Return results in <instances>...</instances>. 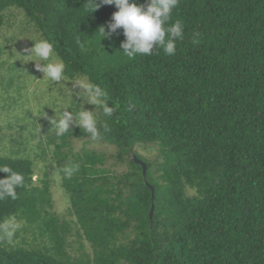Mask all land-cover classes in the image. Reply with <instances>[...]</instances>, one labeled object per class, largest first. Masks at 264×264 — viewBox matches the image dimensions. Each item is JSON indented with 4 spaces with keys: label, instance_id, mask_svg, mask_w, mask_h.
<instances>
[{
    "label": "trees",
    "instance_id": "1",
    "mask_svg": "<svg viewBox=\"0 0 264 264\" xmlns=\"http://www.w3.org/2000/svg\"><path fill=\"white\" fill-rule=\"evenodd\" d=\"M13 8L66 64L57 107L79 110L81 90L70 100L68 88L93 83L117 112L103 118L111 131L101 141L76 127L58 138L48 117L27 140L0 121V146L25 153L0 152V167L25 177L16 200L0 201V220L24 222L15 247L0 243V264H264V0H180L176 54L134 59L120 53L123 29L96 33L115 5L92 13V0H0V36ZM70 164L79 172L64 178Z\"/></svg>",
    "mask_w": 264,
    "mask_h": 264
},
{
    "label": "clouds",
    "instance_id": "2",
    "mask_svg": "<svg viewBox=\"0 0 264 264\" xmlns=\"http://www.w3.org/2000/svg\"><path fill=\"white\" fill-rule=\"evenodd\" d=\"M94 10L103 5H115L118 9L113 13L111 22L105 27L101 26L97 34L101 40L110 38L119 29H123L125 40L121 42L122 52L128 58L134 59L137 56H152L162 49L167 56H174L177 51V42L184 39L185 28L181 20L172 22V14L178 7L180 0H146L145 3H137L136 0H92ZM196 33L192 43H198ZM100 40V41H101ZM29 54L21 57L34 65L37 72L42 74V79L54 84L63 85L68 76L66 75V64L56 52L54 42L43 38L34 41V46L26 50ZM79 88L77 93L81 101V107L77 111L71 108L61 107L54 112V117L49 118L59 138L73 127L79 128L92 141H101L111 131L106 120L117 112V108L110 103L108 93L99 85L88 83L68 88L67 98L72 100V95ZM85 104L93 106V110L85 108ZM71 109V111H69ZM45 116V113H44ZM64 178H71L79 172L78 164H70L62 169ZM0 173L5 174L0 179V201L5 199L16 200L18 198L16 189L25 184V177L22 173L14 171L8 166L0 167ZM36 177H33L35 180ZM24 222L15 214L0 220V243L15 247L18 243L17 233L22 230Z\"/></svg>",
    "mask_w": 264,
    "mask_h": 264
},
{
    "label": "rangeland",
    "instance_id": "3",
    "mask_svg": "<svg viewBox=\"0 0 264 264\" xmlns=\"http://www.w3.org/2000/svg\"><path fill=\"white\" fill-rule=\"evenodd\" d=\"M12 11H17V14H8L4 21L5 24L6 21L9 20L10 22L8 24L12 25V27L8 26V29H6L7 27L5 28L6 30L2 29L0 36V45H4V48L9 47L5 56L0 59V63H3L2 66L0 65V113H2L0 121L1 127L10 123L14 126L19 136L22 132L24 135L23 137L27 138V140H31L34 129L33 125L35 127L36 124L35 121L38 124L42 119L45 120L47 117H54V112L60 109L57 106L59 103L62 104L63 101L60 94L67 92L65 88L66 82H61L63 85H60L47 80H39L43 78L42 74L35 70L33 63H27L26 60L21 58L29 54L26 50L34 46V41L43 38L33 26H28L29 24L21 10L13 8ZM9 81H13V85L10 87L6 86V82ZM18 93L21 95V99L17 98ZM8 96L10 99L9 101H11V106L3 112L4 105L8 103V101H5ZM21 124L24 125L23 131L19 130L22 127ZM15 130L12 131V133H14ZM3 133L8 132L5 130ZM32 143L30 142L31 145ZM7 146L1 145L0 152L14 156L16 154L15 151H19L18 154L20 155L18 156L21 157L25 155V153H22L18 149L16 150V148L12 149V146L10 150H7ZM75 146H81V141L75 142ZM92 148L105 153L114 152H112L109 147L100 143L94 144ZM26 153H28V151ZM120 170L124 171L125 167H120ZM55 188L56 187H54L53 192V198L56 204L55 209L57 212H64L66 214L67 204L65 203L66 205H64L66 196L59 187L57 189ZM85 244V250L90 251L89 245H87V243ZM74 247H78V245H74ZM75 253L78 254L79 252Z\"/></svg>",
    "mask_w": 264,
    "mask_h": 264
},
{
    "label": "water",
    "instance_id": "4",
    "mask_svg": "<svg viewBox=\"0 0 264 264\" xmlns=\"http://www.w3.org/2000/svg\"><path fill=\"white\" fill-rule=\"evenodd\" d=\"M135 161L136 163L140 164L143 166V169H144V175L146 174V170H147V166L146 164H144L142 161L138 160L136 157H135Z\"/></svg>",
    "mask_w": 264,
    "mask_h": 264
}]
</instances>
